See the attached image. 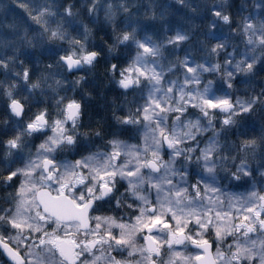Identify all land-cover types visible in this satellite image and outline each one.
Listing matches in <instances>:
<instances>
[{"label": "snow or ice", "instance_id": "6c2138e0", "mask_svg": "<svg viewBox=\"0 0 264 264\" xmlns=\"http://www.w3.org/2000/svg\"><path fill=\"white\" fill-rule=\"evenodd\" d=\"M10 12L0 264H264V0Z\"/></svg>", "mask_w": 264, "mask_h": 264}, {"label": "rangeland", "instance_id": "374dc122", "mask_svg": "<svg viewBox=\"0 0 264 264\" xmlns=\"http://www.w3.org/2000/svg\"><path fill=\"white\" fill-rule=\"evenodd\" d=\"M11 6L12 0H0V20L5 19L6 16L8 17V19H11ZM93 79L97 82L103 83L101 84V87L99 89H91L93 99L90 101V103L95 106L98 110H100L103 115L107 116L108 113L104 110L103 106L108 104V102L115 97V93L110 90L113 86L109 85L107 88L104 87L107 82L104 78L103 66L99 67L96 70ZM117 103H120V98H117ZM239 191H243V189H240Z\"/></svg>", "mask_w": 264, "mask_h": 264}]
</instances>
